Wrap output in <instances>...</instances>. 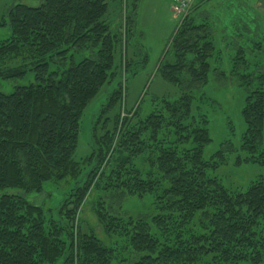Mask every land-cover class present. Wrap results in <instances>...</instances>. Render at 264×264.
<instances>
[{
    "label": "trees",
    "instance_id": "trees-1",
    "mask_svg": "<svg viewBox=\"0 0 264 264\" xmlns=\"http://www.w3.org/2000/svg\"><path fill=\"white\" fill-rule=\"evenodd\" d=\"M108 8V0L14 3L0 21L10 31L0 41V80L22 79L28 72L35 80L0 92V190H10L0 196V264H117L114 248L74 225L115 150L119 155L107 188L122 197L160 190L159 214L150 221L115 217L101 202L95 206L104 231L128 242L138 258L134 264H264V176L245 189H226L210 176L225 163L223 152L203 158L210 137L207 121L193 108V90L207 84L216 51L213 19L195 13V4L172 39L173 61L160 72L179 87L180 97L161 100L144 119H135L136 112L121 119L120 107L112 119L93 127L90 170L56 210L27 199L42 193L47 182L82 175L74 154L84 110L105 84L133 71L122 52L128 42L123 45L110 25ZM126 22L128 40L136 22L131 16ZM240 79L241 86L250 85L249 76ZM122 90L119 82L101 111L121 105ZM241 117L243 156L237 165L264 164V87L247 88ZM140 157L148 163L146 173L134 164ZM195 219L201 232L190 228Z\"/></svg>",
    "mask_w": 264,
    "mask_h": 264
},
{
    "label": "rangeland",
    "instance_id": "rangeland-1",
    "mask_svg": "<svg viewBox=\"0 0 264 264\" xmlns=\"http://www.w3.org/2000/svg\"><path fill=\"white\" fill-rule=\"evenodd\" d=\"M41 1L0 0V21L6 9L14 3L37 7ZM196 1L195 13L199 11L200 16L213 19L212 42L216 51L210 59L211 69L207 84L193 90V108H196V114L202 115L207 121L210 137V142L203 149V158L208 161L215 153L222 151L225 163L211 171L210 176L216 178L226 189H245L249 182L258 176H264V164L237 165L236 162L238 156H243L239 145L245 129L241 111L246 90L264 87V0ZM108 4L107 18L112 28L119 32L122 44L128 42L126 49L122 48V52L125 51L126 58L130 61V69L133 71L126 73L124 79L118 76L105 84L84 110L74 154V159L81 165L82 175L74 180L47 182L42 193L27 195L30 202L42 206L45 210H56L65 193L75 186V182L82 184L85 173L90 170L93 163L87 160L92 153L93 127L105 123V119H112L120 107H123L120 112L121 119L129 118L135 112V119H144L153 112L161 100L172 102L181 94L179 87L164 81L160 74L161 68L173 61L172 39L180 22V19L173 15V0H108ZM208 11H212L211 16ZM190 12L191 10L187 15H191ZM130 16L136 23L132 36L127 40L126 20ZM9 36V28L1 26L0 41L8 39ZM120 59L123 62V57ZM50 70H53L52 66ZM241 76H249L250 85L241 86ZM34 82L32 72H28L22 79L0 80V92L9 94L17 87ZM119 82L123 88L121 105L116 106L112 111H101ZM134 122L137 120H133ZM111 127L112 125L109 124L106 129L110 130ZM118 155L116 150L112 153L104 167L103 178L99 179L97 186L90 190L84 206L75 218L74 225L79 224L83 232L94 233L105 246L114 248L117 264H134L138 258L128 242L117 235H108L104 231L95 216V206L101 202L103 207L115 217L143 218L150 221L151 217L159 214L156 208V196L160 190L143 197H122L119 190L107 188V178L116 164ZM134 164L144 173L149 170L144 157L137 158ZM164 188V183H160L159 189ZM9 191L0 190V196ZM201 226L195 219L190 228L201 232ZM151 232L158 234L155 229Z\"/></svg>",
    "mask_w": 264,
    "mask_h": 264
},
{
    "label": "built area",
    "instance_id": "built-area-1",
    "mask_svg": "<svg viewBox=\"0 0 264 264\" xmlns=\"http://www.w3.org/2000/svg\"><path fill=\"white\" fill-rule=\"evenodd\" d=\"M196 0H173V15L180 21L189 13Z\"/></svg>",
    "mask_w": 264,
    "mask_h": 264
}]
</instances>
